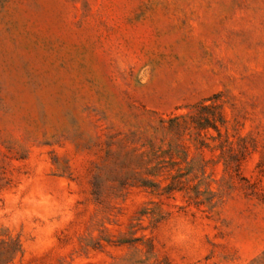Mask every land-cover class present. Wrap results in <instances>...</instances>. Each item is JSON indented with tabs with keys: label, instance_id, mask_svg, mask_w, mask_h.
<instances>
[{
	"label": "rangeland",
	"instance_id": "obj_1",
	"mask_svg": "<svg viewBox=\"0 0 264 264\" xmlns=\"http://www.w3.org/2000/svg\"><path fill=\"white\" fill-rule=\"evenodd\" d=\"M0 264H264V0H0Z\"/></svg>",
	"mask_w": 264,
	"mask_h": 264
},
{
	"label": "trees",
	"instance_id": "obj_2",
	"mask_svg": "<svg viewBox=\"0 0 264 264\" xmlns=\"http://www.w3.org/2000/svg\"><path fill=\"white\" fill-rule=\"evenodd\" d=\"M207 101H203L194 107L196 113L191 117L192 123L194 124V129L196 131H201L211 128L219 133L218 125L223 123V116L218 106L212 104V102L209 105H206L205 103ZM205 113L209 114V117H206Z\"/></svg>",
	"mask_w": 264,
	"mask_h": 264
}]
</instances>
